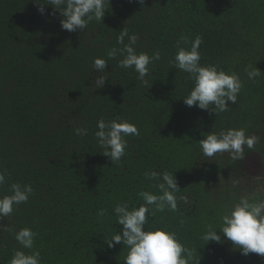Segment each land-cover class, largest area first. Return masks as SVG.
Segmentation results:
<instances>
[{"label": "trees", "instance_id": "obj_1", "mask_svg": "<svg viewBox=\"0 0 264 264\" xmlns=\"http://www.w3.org/2000/svg\"><path fill=\"white\" fill-rule=\"evenodd\" d=\"M44 8L41 15L35 0H0V198L13 184L33 189L26 203L0 217V264H10L17 250L38 251L40 264H124L127 248L106 243L122 228L114 208L139 207L143 191L161 195V178L145 174L164 171L174 174L176 195L187 203L178 199L176 211L163 212L153 205L146 228L175 233L192 251L190 264H264L226 238L201 239L209 225L219 232L221 217L241 198L264 200V0H110L102 21L76 32L61 29L58 10ZM122 30L138 37L137 54L160 53L144 81L118 66L119 52L108 57L123 47ZM197 36L201 66L240 78L227 111L183 103L193 81L172 61ZM94 58L108 63L99 89ZM246 69L260 74L249 79ZM113 119L138 131L125 137L118 163L103 156L95 136L99 120ZM78 127L87 134L77 135ZM228 129H243L256 142L244 146L242 158L204 156L198 142ZM23 228L35 233L32 249L15 239Z\"/></svg>", "mask_w": 264, "mask_h": 264}, {"label": "clouds", "instance_id": "obj_2", "mask_svg": "<svg viewBox=\"0 0 264 264\" xmlns=\"http://www.w3.org/2000/svg\"><path fill=\"white\" fill-rule=\"evenodd\" d=\"M110 0H35L38 11L44 14V5H51L58 10L63 17L60 21L61 29L68 32L84 30L93 19L102 21L105 15V4ZM143 5L144 0H138ZM125 37L128 43L125 44ZM138 37L129 35L127 30L120 31L117 43L122 48H112L109 59H113L119 52L123 59L119 61L120 68H133L138 73V79L144 81L149 73V65L160 59V53L155 51L151 56L147 53L137 54L133 45ZM181 39H186L182 37ZM202 38L197 36L191 44V48H178L173 66L189 74L193 81V87L188 95L183 98V103L188 107L196 106L201 110L217 114L228 110L229 103L234 104L242 84L236 74H226L218 70L216 66H201L199 47ZM108 63L105 59L94 58L93 69L98 71L94 79V86L102 88L108 77L105 71ZM249 79H254L260 74L257 69L247 70ZM95 136L98 145L104 149L103 156L110 159L112 163H118L125 155L127 148L126 136L129 134L138 135L135 125L125 121L113 119L109 122L99 120L97 122ZM77 135H86L87 129L78 127L74 129ZM256 142L255 137H248L243 129L222 130L219 133H210L198 143L202 154L206 157H213L217 153L227 152L232 159L242 158L244 146L251 149ZM149 179H156L157 176L163 181L159 183L161 195L143 191L139 195L144 203L139 207H129L128 203L118 204L114 208L116 224L122 226L106 243L109 248L119 244L127 248V255L124 264H190L192 251L182 245L175 233L166 231L164 228L151 229L145 226L154 213L151 207L154 205L157 211L163 212L166 209L176 211L178 199L187 203L186 197H177L180 190L173 173L164 171L162 173H146ZM5 182L4 173L0 172V185ZM33 189L30 185L13 184L11 195L0 198V217H7L13 213V206L26 203ZM222 223L219 232L211 225L208 231L201 237L207 242H222V237L231 242L233 247L238 249L242 255L249 253L259 254L264 257V200L252 203L246 198H241L227 214L221 217ZM146 229V230H145ZM222 233V235H221ZM35 233L30 228H23L16 233L15 239L22 248L32 249ZM206 244V245H207ZM39 252L26 254L24 251L14 252L10 264H40ZM198 264V262H197Z\"/></svg>", "mask_w": 264, "mask_h": 264}]
</instances>
